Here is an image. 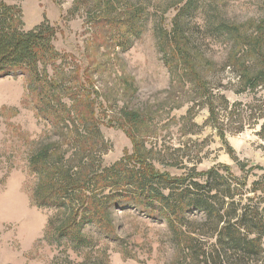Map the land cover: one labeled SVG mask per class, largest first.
Instances as JSON below:
<instances>
[{
    "label": "rangeland",
    "instance_id": "1",
    "mask_svg": "<svg viewBox=\"0 0 264 264\" xmlns=\"http://www.w3.org/2000/svg\"><path fill=\"white\" fill-rule=\"evenodd\" d=\"M185 1L9 4L20 9L24 30L44 18L57 28L53 46L59 58L45 63L44 75L53 83L45 90L51 95L45 104L59 109L60 103L70 113L95 116L103 136V166L131 153L133 136L158 172L181 176L191 169L203 172L226 164L241 175L232 152L245 169L263 168L249 173L250 184L264 173V96L258 100L264 87L256 89V98L251 90L241 91L233 70L241 64L242 52L234 46V33L224 26H236L245 35L264 31L259 28L264 25V0L190 2L178 29L187 38L198 77L181 63L176 68L174 62L166 65L161 48L164 42L168 49L174 18ZM253 62L248 58L249 66ZM31 82L26 70L0 78V264H63L66 256L79 262L85 251H73L66 240L50 242L46 235L56 210L33 201L36 178L28 164L32 151L43 142L64 140L61 125L53 126L39 113L37 85ZM209 103L214 107L212 118ZM128 113H135L137 121H127ZM61 148L68 154L73 151L71 146ZM111 224V237L85 227L95 243L94 254L107 257V264L172 261L166 223L128 206L112 210Z\"/></svg>",
    "mask_w": 264,
    "mask_h": 264
},
{
    "label": "trees",
    "instance_id": "2",
    "mask_svg": "<svg viewBox=\"0 0 264 264\" xmlns=\"http://www.w3.org/2000/svg\"><path fill=\"white\" fill-rule=\"evenodd\" d=\"M12 1L15 0H0V78L15 71L30 73L31 84L37 85L39 113L53 126L61 125L63 144L37 145L28 164L36 178L32 195L35 205L56 210V218L46 226L50 242L60 244L66 240L73 251H85L79 262L66 256L63 264H107V257L94 254L95 243L85 227L93 226L111 237L112 210L128 206L166 223L174 250L170 264H264V173L248 183L249 173L263 168L245 169L246 164L229 152L241 175H236L229 165L218 164L203 172L191 169L189 174L171 176L155 169L133 136L131 153L103 166L99 150L103 136L95 116L70 113L59 100V109L45 104L51 97L45 90L53 88L51 79L44 75L45 63L59 58L53 46L57 28L44 18L24 30L21 11L9 4ZM190 2L186 0L174 18L171 40L166 39L168 49L164 42L161 48L166 65L174 62L176 68L181 63L198 77L187 38L178 29ZM224 27L234 33V46L242 52L238 58L241 64L233 70L243 85L241 91L251 90L256 98V89L264 87V31L245 35L236 26ZM251 57L254 62L249 66ZM208 110L212 118L211 103ZM250 110L256 111L252 107ZM125 115L127 121H137L135 113ZM63 145L71 146L73 151L68 154L61 148Z\"/></svg>",
    "mask_w": 264,
    "mask_h": 264
}]
</instances>
